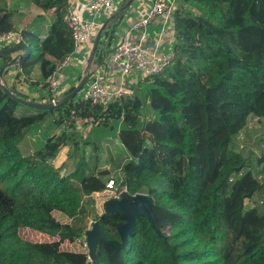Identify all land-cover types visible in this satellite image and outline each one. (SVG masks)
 Here are the masks:
<instances>
[{
  "label": "trees",
  "instance_id": "obj_1",
  "mask_svg": "<svg viewBox=\"0 0 264 264\" xmlns=\"http://www.w3.org/2000/svg\"><path fill=\"white\" fill-rule=\"evenodd\" d=\"M31 1L53 9L54 22L42 40H28L24 31L33 53L21 63L0 54V70L14 61L28 75L39 64L43 90L76 46L65 22L67 0ZM14 15L0 8V31L16 29ZM169 29L172 63L108 106L70 97V90L51 108L33 107L14 95L36 102L45 95L29 98L0 77V264H86L85 250L75 244L83 228L73 220L107 190L105 144L124 149L120 188L153 199L159 231L139 216L126 248L99 239L98 264H264V210L252 204L264 193V168L254 172L235 147L249 118L264 117V0H179ZM100 46L101 40L95 50ZM49 114L62 131L45 134L34 153L24 154L20 143ZM87 118L93 125L84 136L76 122ZM71 140L77 149L69 154L91 145V156L69 170L53 159ZM158 157L173 167L158 169ZM97 218L108 239L120 240V213L104 210ZM22 227L56 239L24 238Z\"/></svg>",
  "mask_w": 264,
  "mask_h": 264
},
{
  "label": "crops",
  "instance_id": "obj_2",
  "mask_svg": "<svg viewBox=\"0 0 264 264\" xmlns=\"http://www.w3.org/2000/svg\"><path fill=\"white\" fill-rule=\"evenodd\" d=\"M50 1L54 2L55 0ZM127 1L128 0L125 1V4ZM74 2L78 6L81 15L85 16L86 0H74ZM123 2L124 0H114L113 5L104 9L99 15L100 27L98 24L97 33L103 25H107V28L103 31L100 38L101 46L98 51H96L94 47L95 41L85 42L76 47L75 52L70 57H67L69 58L68 63L61 68L64 73L59 71L62 84L60 85L59 95L57 96L58 100L62 99L67 91H73L74 87L78 85L83 76L87 74H90V77L86 85L95 77H99L100 82L109 88L114 87L119 83L121 79V73L116 67L115 63L110 59L109 54L120 41L124 40L133 23L138 21L143 15L147 13V10L152 4V0H134L132 4L126 9H124L125 4L122 6ZM134 3H136V5H134ZM0 8L14 10L15 15L13 20L16 24V29H21L23 32L25 31L28 36V40L31 37H38L40 40L44 39L48 35L50 26L55 19V13L53 9L45 11L31 0H0ZM119 14H121V16H118ZM159 27H161L160 31L157 30ZM169 28L170 27L165 28L163 19H158L151 23L145 30L134 32V37L131 42L134 44L141 43L148 54L151 53L157 44H160L161 51H168L172 49L174 44V40ZM107 30L113 31L107 36H104ZM23 42H25V39L22 41V43ZM33 47L34 46H32L31 49H33ZM105 50H110V52L106 54L102 61H100L99 59L101 56L99 55L102 53L104 54ZM23 53L25 52L17 51L12 53V58L18 59ZM10 69L11 71L10 73L8 72L9 74L7 73L5 75L4 73V79L8 85H16L20 93H25L29 98L42 93L46 97L43 102H49V100L54 98V96L49 92L47 86L43 90H39L41 88L39 83H42L43 80L42 69L39 64L35 65L33 70L30 71V74L28 75L21 70L20 64L15 63L10 66ZM17 73H20L18 77H16ZM80 74L83 75L81 78ZM140 78L141 77L136 74L130 76L127 79L129 81V86H134ZM22 110H26V108L22 107ZM92 125L93 122H90V119L88 118L79 119L76 122L77 130L84 136H86L91 131ZM62 129V126L57 125V122L55 121L52 114L47 115L37 128L31 129L27 132L25 138L23 139L26 141L24 154L27 153L26 155H29L34 153L38 148L40 141L44 139L43 136L45 134L47 136L59 134ZM76 141L80 142L81 144L80 139H77ZM73 142L74 141L71 140L59 153L56 160L60 166H67V164L72 163L71 160L75 159L74 156L72 157V155L68 153L70 149H77V145L73 144ZM106 146H109L113 152L124 150L118 144H116L114 147H111L110 144H105V148ZM77 152L82 153L80 158L84 156L85 158L89 159L90 155H88V152L91 154V145L82 146ZM109 158L110 157L106 156V153H104V159L109 160ZM79 159H77L76 162ZM104 163L105 166H108L109 164L108 161ZM120 169L119 171H121ZM97 197H100V194L94 195V201ZM95 204H97L96 201L92 202L90 205L88 202H86V211L73 220V223L76 227L80 229L84 226H88L89 223H85L87 222L89 216L87 215V219L85 220L84 218L85 215L89 213V208L91 207V209H93ZM104 205L105 204H103L102 207H104Z\"/></svg>",
  "mask_w": 264,
  "mask_h": 264
},
{
  "label": "built area",
  "instance_id": "obj_3",
  "mask_svg": "<svg viewBox=\"0 0 264 264\" xmlns=\"http://www.w3.org/2000/svg\"><path fill=\"white\" fill-rule=\"evenodd\" d=\"M179 0H152V4L138 21L133 23L131 29L127 32L124 40L120 41L109 54L110 59L115 63L121 73L119 83L114 87H106L100 82L99 77L93 78L82 90L84 100L108 106L115 99H125L132 96L133 91L127 80L130 76L136 74L139 77H147L162 72L174 59L175 52L170 49L161 51L160 44L148 54L141 43L134 44L131 41L134 32L145 30L151 23L158 19L164 20L165 28L171 27L173 10ZM114 0H86V15L83 16L75 4L74 0H68L65 8V22L72 34L75 46L85 42H94L97 35V26L99 24V15L106 8L113 5ZM100 27V24H99ZM25 36L21 29H11L0 31V49L11 47L22 43ZM69 58L57 67V70L46 78V84L49 92L54 96L51 102L58 101V94L61 85L59 69L68 63ZM113 175L107 181V191L113 193V198L120 199L123 192H128L127 187L120 188L123 183V176L114 177ZM259 178H262L260 175ZM117 182V185H116ZM95 221V220H94ZM94 222L83 227V232L76 238V244L87 252L86 264H93V258L90 254V247L87 238V231L92 228Z\"/></svg>",
  "mask_w": 264,
  "mask_h": 264
},
{
  "label": "water",
  "instance_id": "obj_4",
  "mask_svg": "<svg viewBox=\"0 0 264 264\" xmlns=\"http://www.w3.org/2000/svg\"><path fill=\"white\" fill-rule=\"evenodd\" d=\"M133 1L134 0H128L125 4L124 9L128 8L132 4ZM106 28H107V25H103L101 29L99 30V32L97 33V37L94 42L95 48L97 47L99 40L102 36V33ZM17 51L25 52L17 59V63H21L23 60H25L27 57H29L32 54V49L30 45L25 42L8 47L3 50H0V54L15 53ZM14 63H15L14 61H10L2 67V69L0 70L1 79L4 74L5 69L7 67L12 66ZM89 77H90V74L83 76L81 81L78 83L75 89L69 94V96L74 97L79 91H81L86 85L87 81L89 80ZM6 90L10 92L12 95H14L7 87H6ZM14 96L18 98L20 101L26 103L27 105L33 106V107L51 108L57 104V102L56 103L51 102V101L36 102V101H31V100L18 97L16 95ZM152 202H153V199L146 193H137L135 195H132L126 191L122 193V196L120 199H110L106 202L105 204L106 211L120 213L123 217V220H121L117 224V230L120 235V240L108 239L99 221L94 222L92 225V228L87 231V238H88L89 247H90V254L94 261L93 264H98L96 251H97L99 239L104 240L106 243L115 244L120 248H126L127 245L129 244L130 236L135 232L137 218L139 216L147 217L151 221L152 226L157 231H159L155 213L152 208Z\"/></svg>",
  "mask_w": 264,
  "mask_h": 264
},
{
  "label": "rangeland",
  "instance_id": "obj_5",
  "mask_svg": "<svg viewBox=\"0 0 264 264\" xmlns=\"http://www.w3.org/2000/svg\"><path fill=\"white\" fill-rule=\"evenodd\" d=\"M134 5H136V3H134ZM174 59H175V57H174ZM82 90L76 94V98L82 97ZM145 109H146L145 110L146 113L150 115L151 114L150 111H152V110H150L149 108H145ZM25 142L26 141L23 140L20 143V148H21V151L23 153L25 152V148H26ZM148 142L154 148H157L155 141H154V137L150 136ZM235 147L238 151H240L247 158V160L249 161V163L251 165V169L254 172H259L261 169L264 168V117L261 118V117L251 116L249 118V122H248L247 126L237 135V137L235 139ZM105 153H106V156L110 157L108 160L109 164H108V166H106L110 171L109 179L113 175H115L114 177L122 176L123 172H122V170L119 171V169L121 168V166L123 165L122 163H124V161L126 159V155H125L124 150L113 152V150L109 146H106ZM81 155H82L81 152L73 153L72 157L74 156L75 159L71 160L73 164L72 163L67 164V166H66L67 169L71 170L74 166V163L76 162L77 159H79L81 157ZM88 155L91 156L90 152H88ZM56 159L57 158L53 159V161L55 162ZM109 161H111V162H109ZM156 166L158 169H160L163 166H167L170 168L173 167L172 162L169 158L161 159L159 157L157 158ZM257 174H259V173H257ZM261 181H264V175H263V179ZM121 184L122 183L119 184L120 187H121ZM116 185H117V182H116ZM125 187L126 186H124L122 188L124 189ZM127 190H128V188H127ZM111 198H113V193L111 191L106 190L104 193H101L100 197H97L95 199L97 204L94 205L93 209H91V207H90L89 213L85 215L84 220L87 219V217H86L87 215L89 216V218L85 224H88L91 221L92 222L98 221V218L95 219L96 216H98L99 214H101L105 210V205H104V207H102V205L106 204V202L108 200H110ZM252 204L254 206L260 205V208L262 210H264V193L257 192L255 197H254ZM92 210H94V211H92ZM20 234L24 238H29V239H32L35 241H40V242H46V241L50 242V241L56 239L54 237L49 236L46 233H42V232L30 229L28 227L20 228ZM76 245H78V244H76ZM86 257H87V252H86Z\"/></svg>",
  "mask_w": 264,
  "mask_h": 264
}]
</instances>
